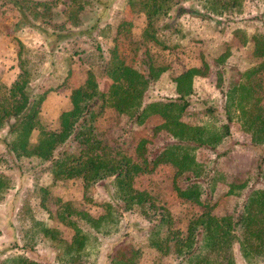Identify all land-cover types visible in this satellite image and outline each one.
Wrapping results in <instances>:
<instances>
[{
	"label": "trees",
	"instance_id": "16d2710c",
	"mask_svg": "<svg viewBox=\"0 0 264 264\" xmlns=\"http://www.w3.org/2000/svg\"><path fill=\"white\" fill-rule=\"evenodd\" d=\"M11 1L19 12L29 15V21L31 18H39V27L51 29L57 33L55 37L58 39L68 40L76 35L75 38H78L80 35L76 34L77 29L95 30L97 27L96 17L91 22L83 19L85 14L96 7L97 0H69L70 7L63 11V19L57 24L52 20L59 18L60 14L52 11L47 1ZM127 1L146 18L140 43H160L156 34V21L161 16L168 15L174 0ZM201 1L206 12L213 15H221L227 10L237 12L240 5V0ZM92 33L93 31L90 35ZM83 35L86 38L87 34ZM93 39L95 49L102 58L100 44L94 35ZM248 41L251 43L253 56L259 61L250 68L238 69L237 75L234 74L228 79L225 89L223 73L228 52L214 60L217 85L224 97L219 116L215 114L213 106H208L205 108L207 119L201 124L192 125L181 119L188 106L187 98L192 93L193 77L208 73L207 62L203 61L199 67L187 68L173 77L175 98L147 101L144 99L145 91L166 67L155 64L144 52L142 59L146 65V74H143L124 64L112 50L111 59L105 68L113 80L108 91L99 89L96 73L89 66L84 82L71 92V105L59 113L57 130L48 129L40 120V107L46 92L40 93L32 89V69L26 56L29 49L18 42L19 71L9 85L0 83V203L7 191L16 185L14 171L26 176L31 181V187L38 193H47L46 188L37 184L43 173H48L52 180L78 177L82 180L84 190L98 181H107L106 197L100 202L102 212L97 216L78 209L70 201L57 199L54 218L71 228L69 239L64 238L55 227L42 224L40 228H36L34 224L40 223L33 224L31 220L30 230L26 229L24 232V223L18 224L22 245H26L24 233L29 234L30 243L34 241L37 233H41L52 247L54 264H89L98 255V247L102 241L114 238L110 240L114 248L106 254V264H136L140 251L122 243L121 238L125 234L120 230L119 224L121 226L120 219L125 211L134 206L143 207L148 203L153 209V215L145 226L139 228L145 231L148 245L159 255L151 264H167L162 258L170 253L171 246L170 264H238L234 256V244H237L245 264L263 263L264 188H251L236 214L215 215L210 206L202 201L201 195L206 189L210 195L217 182H224L225 175L217 166V158L212 164H205L199 162L195 155L199 147L215 150L229 136V123L233 118L250 134L254 147L264 143V105L254 95L256 83L253 81V76L264 71V36L253 33L241 39L242 44ZM97 103L128 115L134 124H141L148 116L157 114L162 117L163 122L155 127V131L163 129L174 140L165 144L150 161L143 155L145 139L140 140L137 152L143 157L142 167L97 138L93 124L97 114L94 106ZM148 162L151 166H148ZM161 163H168L176 169L173 188L177 196L183 201H191L204 208L200 214L189 219L184 232L172 227V215L165 206L156 205L147 191L133 185L132 179L136 173L145 169L151 171ZM254 167L255 175L264 178V154L259 157ZM183 174H187L189 182L180 187L176 178ZM228 185L230 193H234V188H238L240 193L246 183ZM22 202L18 219L23 218V212L27 210L26 198ZM91 250L95 252L90 257ZM0 264L36 262L25 255L15 254L5 256Z\"/></svg>",
	"mask_w": 264,
	"mask_h": 264
},
{
	"label": "rangeland",
	"instance_id": "374dc122",
	"mask_svg": "<svg viewBox=\"0 0 264 264\" xmlns=\"http://www.w3.org/2000/svg\"><path fill=\"white\" fill-rule=\"evenodd\" d=\"M39 1L49 2L52 11L60 14L59 18L52 20L54 24L63 19V11L70 7L69 0ZM202 2L174 0L168 15L161 16L156 21V34L160 43H140L146 18L142 12L134 10L127 0H97L96 7L83 17L86 22L97 18L95 30L77 29L75 32L80 36H72L68 40L58 39L55 37L57 33L51 29L39 27V18H31L29 21V15L19 12L11 0H0V83L9 85L15 79L19 71L18 42H21L29 49L26 56L32 69V89L40 93L46 92L40 107V120L48 129L57 130L58 115L71 105V92L84 82L89 66L96 73L99 89L108 91L113 80L105 68L111 59L112 50L124 64L143 74H146V65L142 59L144 52L155 64L166 67L145 91L144 99L147 101L175 98L173 77L187 68L202 66L205 61L209 65L208 73L193 77L192 93L187 98L188 106L181 115V119L186 123L201 124L207 119L206 107L213 106L215 114H221L224 97L217 85L214 60L228 52L223 73L225 89L228 79L234 74L237 75L238 69L250 68L259 61L253 56L250 41L242 44L241 39L253 33L264 36V0H240L237 12L227 10L221 15L207 13ZM28 21L35 25L27 23ZM85 24L84 27H87ZM83 34H87L86 38ZM93 35L100 44L103 59L95 49ZM253 81L256 83L254 95L258 96L260 103L264 105V71L253 76ZM94 109L97 113L93 123L97 138L142 167L143 157L137 152L140 140L145 139L143 155L147 161L165 144L174 140L163 129L155 131V127L163 122L162 117L157 114L148 116L141 124H134L128 115L117 112L113 107L97 103ZM229 125V136L224 138L215 150L199 147L195 152L196 159L201 163L212 164L217 158V166L225 175L224 182H217L210 195L207 189L201 195L202 201L218 216L236 214L251 188H264V178L255 175L254 167L259 157L264 154V143L254 147L250 134L241 128L236 118H233ZM35 136L36 133L33 137ZM148 166H151V163L148 162ZM146 170L133 176L134 187L147 191L156 205L165 206L172 215V227L184 232L189 219L200 214L204 208L194 202L183 201L177 196L173 188L176 169L172 165L161 163L151 171ZM14 172L16 185L7 191L0 203V260L5 256L21 254L36 264H54V253L47 239L37 233L34 241L30 243L29 234L24 233L26 245L23 246L18 234V224L24 223V232L26 229L30 230L32 220L33 224L40 223L34 224L36 228H40L42 224L55 227L61 231L64 238L69 239L71 228L54 218L57 199L70 201L78 209L97 216L102 212L100 202L106 197L107 181H98L84 190L82 180L78 177L52 180L48 173H43L37 184L46 188L47 193H38L31 187V181L26 176ZM188 182L187 174L176 178L180 187H184ZM243 182L246 186L240 193L238 188H234V193H230L229 183ZM25 198L27 210L23 212V218L18 219V211ZM152 215L153 209L145 203L143 207L134 206L125 211L120 219L119 228L125 234L121 238L122 243L140 251L136 264H151L159 256L148 245L145 231L139 228L145 226ZM113 239L102 241L98 247V255L94 260L92 258L89 264H106V254L114 248L110 242ZM171 251L172 246L170 253L162 258L167 264L171 263ZM233 251L236 262L245 264L237 244L233 245ZM94 252L90 251V257Z\"/></svg>",
	"mask_w": 264,
	"mask_h": 264
}]
</instances>
